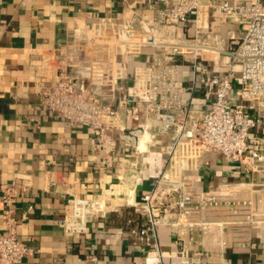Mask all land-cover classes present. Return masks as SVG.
Segmentation results:
<instances>
[{"label":"built area","instance_id":"obj_1","mask_svg":"<svg viewBox=\"0 0 264 264\" xmlns=\"http://www.w3.org/2000/svg\"><path fill=\"white\" fill-rule=\"evenodd\" d=\"M144 3L153 12L151 22L135 17L117 25L114 18L96 17L78 25L74 35L85 65L76 73L69 65L61 66L49 77L43 76L44 65L38 67L40 104L57 118L89 127L106 165L114 163L116 135L134 134L137 142L131 145L134 158L129 164L144 166L155 180L152 190L142 192L141 202L135 187L145 179L137 177L129 192L128 205L136 216L127 228L135 244L146 245L160 257L158 228L167 224L183 264L195 258L198 264H238L226 251H251L256 244L264 254V0ZM215 17L237 23L238 29L226 34L213 29L210 21ZM190 24L195 26L193 36ZM144 48L152 49L150 60L134 67L131 84L122 83L126 67L120 60ZM175 55L195 58L201 74L195 80L204 85L208 108L193 104L194 89L189 91L180 79L179 63L171 59ZM124 113L130 115V128L122 123ZM149 143L160 144L163 164L148 149ZM209 153L247 177L231 174L206 189L186 179L185 171H196ZM3 190L0 264H22L34 249L18 236L15 203L29 195L30 187L13 183ZM68 203L71 209L59 225L74 234L86 232L96 218L119 212L104 193L72 195ZM34 210L29 204L26 211ZM261 238L263 243H257Z\"/></svg>","mask_w":264,"mask_h":264},{"label":"crops","instance_id":"obj_2","mask_svg":"<svg viewBox=\"0 0 264 264\" xmlns=\"http://www.w3.org/2000/svg\"><path fill=\"white\" fill-rule=\"evenodd\" d=\"M144 1L0 0V210L4 188L13 183L30 187L29 195L15 203L18 236L34 249L22 264H183L170 225L158 228L160 257L146 245L135 244L129 234L128 220L136 216L134 207L128 205L129 192L139 176L151 185L155 181L144 166L132 168L129 164L134 158L131 145L137 142L134 134L118 133L114 163H102L94 148L93 131L45 110L35 83L37 68L42 65L44 77L59 72L61 66L69 65L68 70L76 73L85 65L74 35L78 25L90 24L96 17L114 18L117 25L135 17L151 22L153 12ZM210 26L225 34L238 29L237 23L216 17L211 18ZM194 34L195 26L190 24L189 35ZM151 53V48H144L120 60L126 67L121 82L131 84L134 67L148 62ZM171 59L179 63V77L189 91L194 89L193 104L208 108L210 98L204 85L195 80L201 78L195 58L175 55ZM34 117L39 120H32ZM122 123L132 127L129 114L122 115ZM148 149L159 165L164 163L159 143H149ZM198 167L186 170L185 175L203 189L231 174L237 179L247 177L213 153L201 158ZM98 193H104L119 212L94 219L82 234L64 231L59 221L71 209L68 199ZM29 204L35 207L31 213L26 211ZM4 230L0 212V233ZM256 245L251 251L228 249L226 254L238 264H264L263 249ZM90 256L97 261L88 260ZM198 263L195 258L190 264Z\"/></svg>","mask_w":264,"mask_h":264},{"label":"water","instance_id":"obj_3","mask_svg":"<svg viewBox=\"0 0 264 264\" xmlns=\"http://www.w3.org/2000/svg\"><path fill=\"white\" fill-rule=\"evenodd\" d=\"M150 123H156V124H159V122H155V121H151ZM140 130L139 129H136L134 130L135 133H138ZM133 141L135 142V136H134V139ZM153 186L150 184V182L148 180H144L142 182V184L138 185L135 187L136 189V194H137V202H141L143 201L142 199V192L143 191H150L152 190Z\"/></svg>","mask_w":264,"mask_h":264},{"label":"bare ground","instance_id":"obj_4","mask_svg":"<svg viewBox=\"0 0 264 264\" xmlns=\"http://www.w3.org/2000/svg\"><path fill=\"white\" fill-rule=\"evenodd\" d=\"M147 141H148V134L145 135L144 137H142V139H141L140 147H141L142 149H144V147H145Z\"/></svg>","mask_w":264,"mask_h":264},{"label":"rangeland","instance_id":"obj_5","mask_svg":"<svg viewBox=\"0 0 264 264\" xmlns=\"http://www.w3.org/2000/svg\"><path fill=\"white\" fill-rule=\"evenodd\" d=\"M130 207H132V206H130Z\"/></svg>","mask_w":264,"mask_h":264}]
</instances>
